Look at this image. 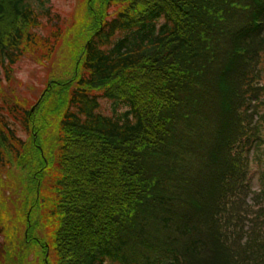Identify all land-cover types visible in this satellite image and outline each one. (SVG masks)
I'll return each mask as SVG.
<instances>
[{
    "label": "trees",
    "instance_id": "16d2710c",
    "mask_svg": "<svg viewBox=\"0 0 264 264\" xmlns=\"http://www.w3.org/2000/svg\"><path fill=\"white\" fill-rule=\"evenodd\" d=\"M45 1L0 0L2 78L38 14L52 23ZM88 5L77 75L50 79L34 112L0 89V186L14 173L22 188L18 215H0L2 253L16 248L21 264L39 225L48 264H264V173L248 175L263 163L264 0ZM99 97L125 110L105 115ZM218 104L233 113L231 140L218 136Z\"/></svg>",
    "mask_w": 264,
    "mask_h": 264
},
{
    "label": "rangeland",
    "instance_id": "374dc122",
    "mask_svg": "<svg viewBox=\"0 0 264 264\" xmlns=\"http://www.w3.org/2000/svg\"><path fill=\"white\" fill-rule=\"evenodd\" d=\"M89 1L90 0H46L44 2L42 8L48 9V14L53 18V21L52 23L48 21L44 13L38 14L39 23L33 24V28H31L32 31H35V35L30 36L29 39L27 38L28 40L26 42L23 41V44H25L24 54L15 63L14 69L10 75V80L2 78L0 75V89L4 91L7 98L14 99L23 107L29 106V108H31L29 111L34 112L35 107L39 106L38 103L42 96L41 91L48 87L51 83L49 82L51 81L50 79L59 81L77 75L79 59L82 57L80 48L86 44L85 37L89 33L88 22L93 21V17L90 16ZM96 26L97 25L93 26V29H95ZM44 36H48L47 42H43L42 39H39L44 38ZM81 38H83V40H81ZM261 65L264 66V64ZM48 92H50V90ZM39 95H41L40 98H38ZM259 97L264 99L261 95ZM259 106L260 109L264 111V103L259 102ZM97 109L105 115H111L125 110V107L120 104H114L111 100L104 97H99ZM42 111V108H40L35 112L34 122L38 124L36 129L39 128L40 124H43ZM16 117L20 120L18 113H16ZM256 117V114L253 115L252 120H255ZM18 120L14 124L15 131L23 140H28L29 135ZM52 127H54V124ZM51 131L55 134L54 129L51 128ZM34 133H36V131ZM260 135L261 138L264 139V135L261 133ZM53 138L54 136L52 137V135H50L51 142H53ZM260 149V158L263 159V163L257 165L253 162L248 166V175L252 176L251 179L254 182L257 180L256 175L258 170L264 173V142ZM12 168L14 171L18 172L17 167L13 166ZM29 168H31V166H29ZM21 171L24 173L23 170ZM25 177L29 181L28 174H25ZM3 184V186H0V215L5 210L7 212L11 210L8 212L11 216L13 213L18 215L22 188L17 185L16 174L12 173L11 176L3 181ZM29 186H33V182L29 181ZM31 192H33V189H31ZM245 202L242 205L245 206ZM24 210L25 212H23V214L24 217H26L29 208L26 207ZM31 214L33 218H35L36 212H31ZM3 215L6 218V215ZM1 223L0 221V264H18L16 263V257H20V254L17 253L16 248L8 252L4 250V254L2 253V247L4 249L5 246H7V237L5 234L7 235L8 231ZM29 223L30 222H28V225L23 224V230H25L26 226L29 227ZM248 223L249 220L246 222L242 219L240 227L243 224V228L245 229ZM34 227V234L32 236L26 234L24 238L26 240L24 242L25 250H23V262L21 264H48L50 261L43 258L46 256L48 257L50 253V249L44 245V232L39 225H35ZM34 237L36 238L35 242L32 239ZM239 240L240 242H244L246 240V234H242ZM6 254L9 256L5 257Z\"/></svg>",
    "mask_w": 264,
    "mask_h": 264
}]
</instances>
